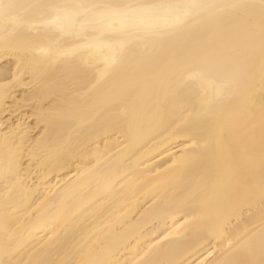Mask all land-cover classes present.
<instances>
[{
    "label": "bare ground",
    "instance_id": "1",
    "mask_svg": "<svg viewBox=\"0 0 264 264\" xmlns=\"http://www.w3.org/2000/svg\"><path fill=\"white\" fill-rule=\"evenodd\" d=\"M22 58L0 45V85L19 76ZM138 63L122 73L138 86L115 107L93 88L91 73L70 58L49 67L41 78L25 75L0 89L3 264H143L152 246L153 264H222L244 258L237 238L256 223L258 201L229 214L209 192L203 207L184 209L187 215H161L159 208L186 194L185 165L194 142L199 152H216L241 173H247L254 157L258 182L264 137L258 91L251 100H225L236 106L221 134L219 127L213 132L193 121L183 92H173L168 61L153 63L145 57ZM52 109L63 113L55 127L42 118ZM61 144L65 157L71 152L70 164L55 162ZM117 170L124 177L116 185L117 195L82 210ZM121 216L130 218L112 228L110 222Z\"/></svg>",
    "mask_w": 264,
    "mask_h": 264
},
{
    "label": "snow or ice",
    "instance_id": "2",
    "mask_svg": "<svg viewBox=\"0 0 264 264\" xmlns=\"http://www.w3.org/2000/svg\"><path fill=\"white\" fill-rule=\"evenodd\" d=\"M0 45L22 54L19 76L13 82L25 75L41 78L49 67L70 58L91 73L93 88L102 90L101 98L113 107L138 86L123 76L126 67L134 62L139 66L145 57L153 63L166 60L175 77L173 92H183L193 121L213 132L219 127L221 134L230 108L236 106L225 103L226 99L239 101L244 96L251 100L258 91L264 109V0H0ZM13 82L0 89L7 90ZM42 118L55 127L63 113L52 109ZM199 148L194 142L185 165L189 168L182 189L186 194L179 201L175 197L163 201L160 214L187 215L184 209L190 204L194 210L203 207L209 192L229 214L244 205L251 209L258 201L256 223L237 238L244 258L222 264H264V137L258 182L254 157L249 158L247 173H241L231 163L220 161L216 152H199ZM55 150L60 153L57 164L72 162L70 151L67 157L63 155V144ZM12 163L9 159V167ZM123 178L117 170L82 210L115 197L116 185ZM106 206L101 205V211ZM129 218L117 217L111 227ZM154 248L144 253L143 264H153Z\"/></svg>",
    "mask_w": 264,
    "mask_h": 264
}]
</instances>
